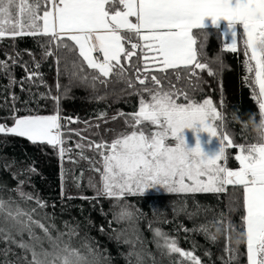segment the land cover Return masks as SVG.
<instances>
[{
  "label": "snow or ice",
  "instance_id": "snow-or-ice-1",
  "mask_svg": "<svg viewBox=\"0 0 264 264\" xmlns=\"http://www.w3.org/2000/svg\"><path fill=\"white\" fill-rule=\"evenodd\" d=\"M117 4L122 7H116ZM206 17L212 19L214 26L221 19L229 22L231 42H227L226 35H221L223 52L238 54V44L242 43V82L258 105L259 121L264 120V50L259 47L264 45V0H0V40L42 38L43 57H55L57 93L59 62L71 57L72 75L82 82L90 80L93 88L96 82L104 86L110 82L124 83L139 95L138 111L127 116L118 113L132 130L117 134L110 143L103 139L89 140L87 145L82 143L86 138L81 131L68 128L78 123V118L61 116L60 96L54 95L51 89L40 95V99L52 100L55 105L54 114L48 115L33 110L18 115L22 109L16 106L17 98L12 93L9 118L13 123L9 126L0 122V135L26 138L36 146L47 145L56 151L63 164L65 156L73 152L72 147L65 146L68 140L64 129L75 132L80 137L75 143L80 159H89L84 155L86 147L100 157L99 161L89 160L102 167V171L94 168L100 173L99 186L89 179V187L96 192L93 199L114 198V206L127 196H143L146 190L157 187L169 194L193 198L196 194H226L228 213L221 212L212 220L184 231L204 234L215 244L218 237L209 230L215 227L225 240V264L237 261L241 245L245 249L246 264H264V134L256 133L255 142L235 143L227 131L220 134L224 116L213 98L197 100L187 91H203L205 71L209 77L216 75L201 60L203 49L197 48L201 37L206 39L210 34L194 31L204 28ZM236 25L242 26V34H237ZM5 55L7 59L0 60V74L6 75L10 84L19 83L21 91L26 90V83L35 84L39 80L44 84L42 73L30 70L27 62L22 64L24 79L16 81L12 69L21 64L22 58L19 53ZM28 55L33 56L30 51ZM214 62L220 65V70L225 67L219 57ZM33 66L40 68L34 56ZM173 76L177 83H173ZM181 80L187 81V88L177 86ZM220 92L223 106L222 84ZM180 97L183 102H178ZM255 115L251 114L249 120H256ZM105 117L101 113L97 118L107 122ZM248 122H244L245 129ZM197 125L199 131L220 143L218 153L212 158L202 152L199 142L191 150L186 148L183 131ZM95 127L99 128V124ZM228 148H235L237 152L234 159L239 167L235 170L227 167ZM68 158L77 162L71 156ZM28 171L37 173L38 170L33 164ZM61 179L63 199V168ZM23 184L24 181H18L19 199L0 195V244L3 245L0 264H104L105 258L86 234L80 235L78 225L65 223L63 229L58 227L53 215L45 211L47 203L24 192ZM51 207L54 209L55 205ZM201 207L197 203V209ZM236 211H240L238 224L231 218V213ZM196 214L188 213L189 217ZM138 218V211L127 204L121 205L120 213L114 214L117 221L131 222ZM149 228L153 231L160 261L144 247L139 230L133 226L130 235L125 229L116 236L118 241L123 237L122 242L129 247L128 264H163L165 258L173 264H203L195 248L185 250L175 237L162 229H152L151 224ZM100 231H105L103 226ZM205 255L211 257V252L206 250Z\"/></svg>",
  "mask_w": 264,
  "mask_h": 264
},
{
  "label": "trees",
  "instance_id": "trees-1",
  "mask_svg": "<svg viewBox=\"0 0 264 264\" xmlns=\"http://www.w3.org/2000/svg\"><path fill=\"white\" fill-rule=\"evenodd\" d=\"M116 7H122L116 5ZM206 31L210 35L205 39L201 37L197 48L203 49L201 60L209 64L216 72L214 77H209L206 71L202 74L201 84L203 91L199 89L195 92L187 89L188 93L197 100L211 97L224 116V128L220 130L223 135L227 131L232 136L235 143L255 142V133L252 128H244V122L249 121L250 115L255 113V119L258 122L259 109L255 100L252 99L251 90L242 82L244 75L243 69V45L238 44V54L223 52V38L227 36V42H231L230 31L223 27H205L194 30ZM237 34H242L243 28L240 25L235 26ZM135 42V40L133 41ZM43 43L40 37H17L15 40L5 37L0 40V60H6L5 54H20L21 64L12 69V75L16 81L24 79L26 73L22 64L27 62L30 70H36L42 73L44 84L37 80L35 84L26 83L25 91H21L19 83L10 84L6 75L0 74V122L12 125L9 118L10 105L12 103L11 94L16 96V106L22 111L18 115L28 114L29 110L42 115L54 114L55 105L52 100L40 99L41 94H45L51 89L52 93L60 96V114L62 117L78 118L79 122L68 125V128L80 130L86 138L82 141L85 145L89 140L100 142L103 139L111 142L121 132H130L132 129L125 123L124 116H118V113L128 114L138 111L139 95L134 94L133 90L127 88L124 83H109L107 86L96 82V87H91V81L82 82L77 76L72 75L71 57L68 61L61 59L59 62V93L56 91L57 65L55 57L45 59L43 57ZM130 47V44L126 45ZM31 52L35 61L40 63L39 69H34L33 56L28 55ZM66 51V50H65ZM139 52V49L137 50ZM225 65L220 70V65L216 58ZM135 59V57L133 58ZM67 63V70L65 64ZM160 75V73H156ZM134 78V77H133ZM173 83H177L175 77H172ZM223 87V106L220 103V85ZM46 85V86H45ZM187 88V81L181 80L178 85ZM140 87L139 84L136 85ZM30 89V91H29ZM103 97V99H98ZM28 101V104L24 102ZM178 102H183L180 97ZM101 113H105V120L98 119ZM117 116L112 120L111 117ZM130 119V117H129ZM85 121L88 123L86 124ZM65 121L62 120V123ZM99 124V128L95 125ZM89 125H92L89 127ZM88 129L84 131V129ZM147 130H151L148 126ZM65 131V139L68 140L66 147H72L73 152L65 156L63 164L51 147L47 145L36 146L26 138L0 135V195L5 198L11 196L19 199L17 195L18 181H24L23 191L31 193L41 200L45 201L48 207L45 209L53 215L55 224L63 229L65 223L78 225L81 236L85 234L94 247H97L102 257L105 258L104 264H128L126 254L129 247L122 240L116 239L117 232L127 229L131 234L133 226L139 230V235L144 241V247L156 256L160 261V255L157 252V246L154 241L153 231L149 228H160L170 237L178 240L179 246L185 250L195 248L196 255L202 258L203 264H225L227 254L223 252L225 240L215 227H210V232L217 235L218 240L215 244L204 234L194 231H184V228L193 229L198 227L206 220H212L221 212L228 213V200L226 194H196L185 196L184 194H169L166 192H155L148 190L143 196H127L114 206V198L96 196L95 189L89 187V179L97 186L100 185V173L94 168L102 167L99 163L91 164L90 159L99 161L100 157L87 147L84 155L89 159H80L79 149L75 148V143L80 141V137L75 132ZM99 133L93 135L92 133ZM229 159L227 167L235 170L239 167L234 157L237 154L235 148L226 149ZM77 161L73 163L69 160ZM223 163V161H222ZM35 165L37 173H30L28 169ZM62 168H63V187L65 189L64 197L61 198L62 187ZM231 191V186H229ZM71 196L72 199H67ZM89 199H81L80 197ZM197 203L203 207L197 209ZM127 204L133 211H138L139 218L135 221L127 219L117 221L114 214L121 211V205ZM55 205L53 209L51 206ZM186 209V210H185ZM206 209V210H205ZM188 213H198L189 217ZM233 222L239 223L240 211L232 212ZM109 221H112V228H109ZM103 226L105 231L101 232ZM183 226V227H181ZM115 229L116 231H113ZM3 245L0 244V248ZM211 252V257L205 255V251ZM19 252V249H16ZM224 256V260L221 259ZM13 258V257H9ZM3 259V257H0ZM163 264H173L172 260L164 259ZM234 264H246V253L244 246H240V256Z\"/></svg>",
  "mask_w": 264,
  "mask_h": 264
},
{
  "label": "rangeland",
  "instance_id": "rangeland-1",
  "mask_svg": "<svg viewBox=\"0 0 264 264\" xmlns=\"http://www.w3.org/2000/svg\"><path fill=\"white\" fill-rule=\"evenodd\" d=\"M12 126V125H11ZM199 125L196 126V131L192 129H184L183 137L185 139V144L187 149H193L196 147L197 142H199L202 152L209 158L214 157L220 149V143L216 138L210 137L208 133L199 131ZM173 141L170 139L169 143ZM155 192H165L162 188H152L148 189ZM146 190V191H148Z\"/></svg>",
  "mask_w": 264,
  "mask_h": 264
},
{
  "label": "clouds",
  "instance_id": "clouds-1",
  "mask_svg": "<svg viewBox=\"0 0 264 264\" xmlns=\"http://www.w3.org/2000/svg\"><path fill=\"white\" fill-rule=\"evenodd\" d=\"M261 50H264V45L259 46ZM248 125L252 128V131L256 134H264V120L256 121L254 119L249 120ZM189 129L196 131V127L193 126ZM191 150V149H190Z\"/></svg>",
  "mask_w": 264,
  "mask_h": 264
},
{
  "label": "crops",
  "instance_id": "crops-1",
  "mask_svg": "<svg viewBox=\"0 0 264 264\" xmlns=\"http://www.w3.org/2000/svg\"><path fill=\"white\" fill-rule=\"evenodd\" d=\"M131 19L134 20V17L131 18ZM203 24H204V28L205 27H218V26H220V27H223L225 30L230 31V29H229V22L226 21V20H223V19H221L220 21H218L217 24L214 26L213 23H212V19L210 17H206L204 19V21H203Z\"/></svg>",
  "mask_w": 264,
  "mask_h": 264
}]
</instances>
